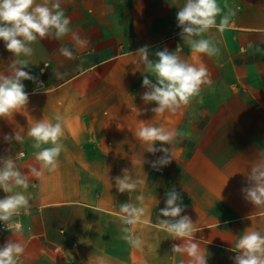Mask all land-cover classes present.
<instances>
[{"label": "crops", "instance_id": "obj_1", "mask_svg": "<svg viewBox=\"0 0 264 264\" xmlns=\"http://www.w3.org/2000/svg\"><path fill=\"white\" fill-rule=\"evenodd\" d=\"M184 2L62 0L69 27L87 46L74 47L69 33L61 40L37 41L33 54L21 57L29 60L24 70L37 79L23 81L28 104L0 118V156L14 157L25 174L35 166L42 175L29 178V207L13 218L11 231L0 225V246L11 239L24 248L17 264H188L186 254L172 252L182 241L162 231L157 219H165L160 209L173 188L186 206L182 215L194 223L192 239L207 264H234L232 249L245 231L264 235V207L242 192L250 169L264 159V0H217L222 15H235L223 32L212 28L203 34L219 50L213 56L193 52L181 39L176 14ZM216 19L219 23L220 16ZM145 45L152 60L157 51L180 46L181 58L206 67L212 84L175 113H152L155 104L146 105L141 97L144 75L153 82L154 77L129 55ZM60 46L75 58L63 57ZM14 59L0 40V74L12 71ZM57 114L63 117V150L50 172L35 160L39 149L27 132L36 120L55 123ZM144 124L183 133L164 145L172 161L159 170L151 162L163 153H148L135 135ZM15 133L19 141L3 139ZM125 168L144 181L131 193L115 187L114 178ZM6 195L0 189V198ZM123 203L144 209L131 226L142 241L139 247L122 239ZM16 221L22 232L15 231Z\"/></svg>", "mask_w": 264, "mask_h": 264}, {"label": "clouds", "instance_id": "obj_2", "mask_svg": "<svg viewBox=\"0 0 264 264\" xmlns=\"http://www.w3.org/2000/svg\"><path fill=\"white\" fill-rule=\"evenodd\" d=\"M222 9L217 0H185L176 14L178 27L182 29L179 33L184 44L193 52L213 56L218 53V48L211 39L203 38V34L210 29L216 28L223 32L230 25V18L234 12L222 15ZM217 16L220 21L217 23ZM70 19L65 17L62 9V0H44L36 3L35 0H0V40L4 47L12 53L15 59L12 61V71L9 74H0V118H6L13 112L24 108L29 102V94L25 91L23 81H36V77L25 71L29 66L30 57L33 54L32 44L43 39L61 40L71 33L74 47L85 48L88 41L82 39L78 33L70 27ZM251 47V45H249ZM178 46L175 51L167 48L155 53L156 59H149V48L147 45L138 48L135 53L129 52L137 58V63L142 65L146 72L154 77L144 75L142 87L146 91L141 99L147 104L154 103L150 111L154 114H162L166 111L175 113L182 106H187L192 98L199 96L202 86L211 85L208 70L204 66H194L181 58ZM59 53L68 59H74V52L66 46H60ZM241 53L245 48L240 49ZM45 67H48L45 64ZM43 71V69H41ZM57 79H62L64 74L55 72ZM43 87V83H40ZM149 109H145L147 111ZM140 113L138 112L137 115ZM55 123L48 120H36L28 129L27 135L34 140L32 147L39 149L33 152L36 161L41 168L55 171L58 157L63 150L60 142L63 136L62 119L57 114ZM140 141L147 145L146 151L155 154L163 153L151 162V167L156 170L167 166L172 161L169 147L182 136L176 130H167L144 124L135 133ZM3 139L11 143L14 139L19 141L21 137L15 133L4 135ZM156 142L161 146L156 147ZM51 145L43 147L42 145ZM42 170L30 166L27 174L21 172L17 167L16 159L12 156H0V189L8 194L0 198V222H3L11 231L10 222L14 217L26 211L30 204L31 194L25 195L29 188V178H39ZM115 179V187L119 193H131L142 185L144 181L134 178L127 168L122 169V176ZM249 186L242 189L245 199L257 207H264V159L256 163L247 175ZM23 191H16V189ZM137 199L142 200V197ZM181 194L175 188L166 193L165 207L160 209L157 217L159 227L165 231L173 240H181V244H173L172 252L175 254H186L189 257L188 264H207V258L201 253L199 243L192 239L194 223L190 216L182 215L185 212ZM144 209L131 203H123L120 206L119 219L124 225L121 231L122 239L130 245L139 247L142 243L139 237L132 234L131 226L138 223ZM15 231L22 232L23 225L16 221ZM236 255L233 257L234 264H264V235L258 231H245L232 249ZM24 252L23 246L14 240H8L0 246V264H17V257ZM179 264H185L180 260Z\"/></svg>", "mask_w": 264, "mask_h": 264}, {"label": "built area", "instance_id": "obj_3", "mask_svg": "<svg viewBox=\"0 0 264 264\" xmlns=\"http://www.w3.org/2000/svg\"><path fill=\"white\" fill-rule=\"evenodd\" d=\"M0 225L2 228H6L5 224L3 222H0Z\"/></svg>", "mask_w": 264, "mask_h": 264}]
</instances>
